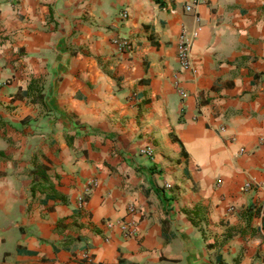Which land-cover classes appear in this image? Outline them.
Wrapping results in <instances>:
<instances>
[{
    "label": "crops",
    "instance_id": "1",
    "mask_svg": "<svg viewBox=\"0 0 264 264\" xmlns=\"http://www.w3.org/2000/svg\"><path fill=\"white\" fill-rule=\"evenodd\" d=\"M0 117V264H264V0H0Z\"/></svg>",
    "mask_w": 264,
    "mask_h": 264
},
{
    "label": "built area",
    "instance_id": "2",
    "mask_svg": "<svg viewBox=\"0 0 264 264\" xmlns=\"http://www.w3.org/2000/svg\"><path fill=\"white\" fill-rule=\"evenodd\" d=\"M18 1V0H16ZM193 6V2L189 5H186L185 10L186 11H190L192 9ZM122 19L127 18V13L124 11V13H122L121 15ZM198 31H200L199 29H197V31L195 30L189 37V35L182 33L181 36L179 37L178 40V44H177V60L181 66L182 70H190L191 65H190V58H189V53H190V47L192 44V39L196 38ZM113 43L120 49V50H128L130 49V43L128 42V40L123 39V38H114L113 39ZM176 83V82H175ZM180 95L182 97H186V94L184 93V91L180 90ZM141 155H145V157H151L152 156V151L150 148H142L140 150ZM95 186L94 182H91L88 184V188L86 189V191L88 192L91 188H93ZM252 185L250 182H247L244 184L243 189L244 190H248L251 189ZM78 203H83V199L79 198L78 199ZM134 209L131 206L129 208V212H133ZM118 227L121 231H123L124 235L129 238V237H133L135 235L136 232V226L135 224L131 221V222H122L118 224ZM84 259H88V255L84 254L83 255Z\"/></svg>",
    "mask_w": 264,
    "mask_h": 264
},
{
    "label": "trees",
    "instance_id": "3",
    "mask_svg": "<svg viewBox=\"0 0 264 264\" xmlns=\"http://www.w3.org/2000/svg\"><path fill=\"white\" fill-rule=\"evenodd\" d=\"M40 89L38 87V84L35 83V81H31L28 85L27 91L25 92V96H30L33 95L34 97H36L37 101L42 102V98L43 96L40 94ZM4 122L2 121L1 117H0V125H3ZM43 171L41 169L37 170V174L38 176L43 179L45 182H47V177L42 173ZM37 183H35V181H32V185H31V193H34L35 187H36ZM52 185H49L48 188L51 189ZM48 197H54L47 195Z\"/></svg>",
    "mask_w": 264,
    "mask_h": 264
}]
</instances>
